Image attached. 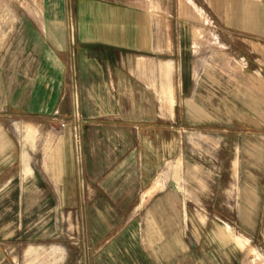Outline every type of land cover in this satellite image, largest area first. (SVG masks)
Masks as SVG:
<instances>
[{"label": "crops", "instance_id": "1", "mask_svg": "<svg viewBox=\"0 0 264 264\" xmlns=\"http://www.w3.org/2000/svg\"><path fill=\"white\" fill-rule=\"evenodd\" d=\"M240 243L264 251V0H0V264Z\"/></svg>", "mask_w": 264, "mask_h": 264}, {"label": "rangeland", "instance_id": "2", "mask_svg": "<svg viewBox=\"0 0 264 264\" xmlns=\"http://www.w3.org/2000/svg\"><path fill=\"white\" fill-rule=\"evenodd\" d=\"M206 45L208 47H212V49L215 46H220L213 31L209 28H207L206 31ZM213 51L214 50L210 52L208 48V52L202 60L207 73L213 75L217 69V72L220 73L224 79L229 80L230 78H233L234 75L232 73L233 69L231 64L232 59L230 55L227 53H223L222 55L218 53L215 54ZM177 171L178 170L176 169L175 172ZM240 246L243 249L242 264H264V251L242 243H240Z\"/></svg>", "mask_w": 264, "mask_h": 264}, {"label": "built area", "instance_id": "3", "mask_svg": "<svg viewBox=\"0 0 264 264\" xmlns=\"http://www.w3.org/2000/svg\"><path fill=\"white\" fill-rule=\"evenodd\" d=\"M78 141V140H77Z\"/></svg>", "mask_w": 264, "mask_h": 264}]
</instances>
